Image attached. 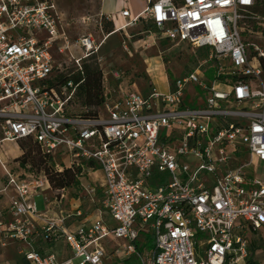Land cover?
Here are the masks:
<instances>
[{
  "label": "built area",
  "instance_id": "built-area-1",
  "mask_svg": "<svg viewBox=\"0 0 264 264\" xmlns=\"http://www.w3.org/2000/svg\"><path fill=\"white\" fill-rule=\"evenodd\" d=\"M263 1L145 0L134 18L123 9L114 32L150 22L159 40L208 57L167 77L166 90L130 89L115 73L93 117L68 114L78 85L52 79L71 50L56 0H0V145L34 140L56 172L80 170L74 198L92 202L67 212L70 189L2 164L3 193L15 192L10 219L0 212L2 246L21 242L25 264H247L249 235L264 231ZM77 45V63L98 53L92 35ZM147 236L155 248L141 252ZM61 243L67 257L45 250Z\"/></svg>",
  "mask_w": 264,
  "mask_h": 264
},
{
  "label": "rangeland",
  "instance_id": "rangeland-1",
  "mask_svg": "<svg viewBox=\"0 0 264 264\" xmlns=\"http://www.w3.org/2000/svg\"><path fill=\"white\" fill-rule=\"evenodd\" d=\"M56 2L63 20V31L70 39L71 50L63 55H57L56 59L59 68L52 79L63 86L64 78L72 79L78 73H82L83 70L87 71L85 66L88 67V70H97V73H95L97 85H94L90 94V90L87 88L85 95L79 96L78 92H75L67 110L70 115H103L105 113L104 93L109 90L113 91L119 84L115 73L121 74L122 80L130 89L134 87V89L145 92L153 82L157 83L160 89L166 90L167 77L171 81L173 77L182 76L197 66L206 56L208 57L207 52L203 51L196 54L185 44L176 45L159 40L152 35L154 30L150 26V22L147 23L145 21L137 26L128 27L117 35L114 34L116 36L104 43L105 37L108 36L105 30V25L108 21L103 20V16H101L102 0H56ZM261 11L264 13V7ZM116 24L117 26H122L125 22ZM83 35H92L94 37L98 45V53L92 58L83 59L80 63H77L76 60L82 58V51L78 47L77 42ZM152 69H157V72H149ZM215 75L216 70H211L206 76L209 79H213ZM104 116L108 117L107 114ZM4 145L19 149V152L14 153V155L20 156L10 159L9 169L22 174L25 171L36 173L42 168L41 163L34 160L37 155L29 154L35 150L34 145L30 141L25 140L17 144L6 142L2 144V146ZM21 161L23 165L20 164L15 168H10V166H14L15 163ZM59 162L60 159L57 157V163ZM198 164L199 161H195L190 172H194ZM2 180L6 181L5 176L2 177ZM90 180L88 179L85 182L86 185L90 183ZM46 194L52 202L56 192L48 191ZM79 196V199H75L73 193H70L62 208L67 212L73 211L76 206L89 209L92 206L91 200L84 193H80ZM35 203L40 212L47 210L44 195L37 196ZM55 211L58 212V209H55ZM81 222L82 219L76 222H69V225H79ZM248 239L250 242L248 261L253 260L254 263L264 264V237L262 233H251ZM60 246L59 250L66 249L63 243ZM22 247L23 244L21 242L14 240L7 241L5 247L0 242V256L5 254L10 259L16 258ZM25 248L28 249L26 246ZM154 248V240L147 236L146 245L141 248V252L153 251ZM67 251L69 252V250ZM114 264L118 263L115 262ZM126 264H138V262L130 261Z\"/></svg>",
  "mask_w": 264,
  "mask_h": 264
},
{
  "label": "crops",
  "instance_id": "crops-1",
  "mask_svg": "<svg viewBox=\"0 0 264 264\" xmlns=\"http://www.w3.org/2000/svg\"><path fill=\"white\" fill-rule=\"evenodd\" d=\"M129 9L131 13V17H136L140 13H142L146 8V2L145 0H102L101 3V16L103 17H112L114 18L115 26H117L116 23H122L125 22L124 19L121 17H118L117 14L120 13L123 9ZM118 27V26H117ZM120 32H114L108 36L105 37L104 43H106L110 38L116 36ZM116 34V35H113ZM103 45V43H102ZM106 45V44H105ZM102 47V46H101ZM103 48V47H102ZM101 48V49H102ZM6 143V142H5ZM19 149L17 148H10L9 146H2L0 145V212L4 213L5 217L7 219H10V213H9V202L10 199L15 195V192L12 189H9L8 192L3 193V189L6 185V181L4 182L2 180V177L5 176V171L2 169V164L9 165L10 159L12 158H18L20 155H14V153H18ZM16 166H19V163H15L14 166H10V168H15ZM48 197V195H47ZM49 199V197H48ZM46 246L45 250L49 253H59L61 258L67 257L68 253H63V251L60 249V244L54 247ZM20 249V248H19ZM23 249V247L21 248ZM20 249V250H21ZM20 250L18 252V256L16 258L10 259L8 256L4 254V256H0V263L5 264H25L23 261L22 256L20 255ZM126 264V263H124Z\"/></svg>",
  "mask_w": 264,
  "mask_h": 264
},
{
  "label": "trees",
  "instance_id": "trees-1",
  "mask_svg": "<svg viewBox=\"0 0 264 264\" xmlns=\"http://www.w3.org/2000/svg\"><path fill=\"white\" fill-rule=\"evenodd\" d=\"M103 20H107L108 23L105 25V30L108 35L114 33L115 27L114 23L112 20H109L107 17H103ZM85 69L87 71H82V73H78L72 79L64 78L63 79V85H67L70 81H72L75 85H78L76 88V92H78L79 96L85 95V90L86 88L89 91V94L92 93L94 85L96 86L97 84V79H96V71L97 70H88V67L85 66ZM91 79V80H90ZM84 116H97V115H84ZM30 141L34 147L35 150L30 152L29 154H34L37 155V158L34 160H37L38 163H41L42 165L40 171H36V173L39 174L42 172H45L47 175L50 184L52 188L56 190H61V189H70L73 193V197H78V193L82 190V186L79 180L80 176V170H73V169H65L63 173L56 172L51 166L54 164V159L48 154H44L39 145L34 142L32 139H25ZM25 140H21L25 141ZM28 157V155H26ZM24 159V157H23ZM35 162V161H34ZM37 162H35L37 164ZM19 165H23V162H18ZM12 171H14L12 169ZM27 173H33L32 171H25ZM257 233H262L264 237V231H259ZM253 234V233H252ZM247 264H257L254 263L253 260L247 261Z\"/></svg>",
  "mask_w": 264,
  "mask_h": 264
},
{
  "label": "bare ground",
  "instance_id": "bare-ground-1",
  "mask_svg": "<svg viewBox=\"0 0 264 264\" xmlns=\"http://www.w3.org/2000/svg\"><path fill=\"white\" fill-rule=\"evenodd\" d=\"M114 35V34H113ZM101 48V47H100Z\"/></svg>",
  "mask_w": 264,
  "mask_h": 264
}]
</instances>
